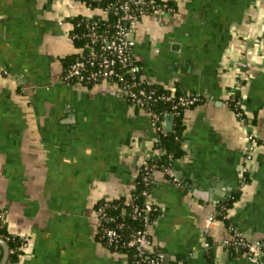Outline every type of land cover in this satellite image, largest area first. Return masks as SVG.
<instances>
[{
    "label": "crops",
    "instance_id": "obj_1",
    "mask_svg": "<svg viewBox=\"0 0 264 264\" xmlns=\"http://www.w3.org/2000/svg\"><path fill=\"white\" fill-rule=\"evenodd\" d=\"M160 1L174 10L139 21L133 55L158 87L200 101L183 113L181 185L153 174L152 240L171 261L254 264L222 242L231 227L264 241V0ZM79 16L105 14L84 0H0V210L22 241L14 264H130L100 238L97 204L129 196L161 155L148 113L116 83L63 80Z\"/></svg>",
    "mask_w": 264,
    "mask_h": 264
},
{
    "label": "built area",
    "instance_id": "obj_2",
    "mask_svg": "<svg viewBox=\"0 0 264 264\" xmlns=\"http://www.w3.org/2000/svg\"><path fill=\"white\" fill-rule=\"evenodd\" d=\"M103 5L98 7L104 14V18H86L77 23V27L86 22V30L81 33H73L72 39L82 41L79 53L65 70L63 80L80 84H96L102 81H112L127 95L129 101L136 107L148 113L151 122L157 131L156 142H159L161 132L167 130L164 118L155 106L159 102L170 105L169 114L173 116L181 114L186 109L196 105L200 101L199 95L177 94L170 89H160L155 82L144 72L142 66L133 55L135 39L133 33L139 21L147 14L161 9L173 11L158 0H99ZM112 19V20H111ZM105 21L106 26L100 28V22ZM237 117L245 122L242 101L234 99L229 101ZM168 131V130H167ZM249 147L246 159H251L255 138L249 135ZM160 157V155H159ZM154 161V160H153ZM175 156L170 153L166 161L160 166L156 162H148L141 168L142 180L145 183L152 181L153 174L158 167L174 183L181 185V181L174 169ZM247 169L241 170L243 179ZM143 202L139 203L138 195L127 196L125 205L130 209V215L134 220H141L142 227L133 229L128 238L123 239L120 229L124 223L117 226H106L104 222H116V217L108 213L111 205L105 200L96 209V217L101 224L102 238L115 250L129 248L133 251L130 264H185L183 260L171 261L165 252L155 246L152 240L151 228L159 216V207L150 198L151 191L144 188L141 193ZM119 208V204H114ZM4 212L0 210V219ZM215 217L211 215L210 221ZM233 238L224 240L223 245L234 248H243L249 259L254 264H264V241L247 239L239 230L231 227ZM209 243L206 242V246ZM12 264V263H10Z\"/></svg>",
    "mask_w": 264,
    "mask_h": 264
},
{
    "label": "trees",
    "instance_id": "obj_3",
    "mask_svg": "<svg viewBox=\"0 0 264 264\" xmlns=\"http://www.w3.org/2000/svg\"><path fill=\"white\" fill-rule=\"evenodd\" d=\"M84 1L88 6L92 8L100 7L103 5L99 0H84ZM158 1L161 2L160 0ZM167 6H170V5H167ZM84 19H86L85 16H79L74 19V28L72 30V35L75 32L81 33L86 30V22H83L82 26L77 27V23L79 21H83ZM99 22H100V28L103 29L104 26H106V22L105 21H99ZM74 42L77 45V47H79L82 44V41H79L78 39L77 40L74 39ZM75 57L76 56L67 60L68 61L67 67L75 59ZM155 109L159 113H161L163 118H165L166 115L169 113L170 105L168 103L159 102L155 106ZM183 113L184 111L181 114L174 115L173 126H172L171 131L166 130L160 133L159 135L160 140L159 142H157V146L161 151V155L156 160L151 161V162H156L160 166V164L166 161V158L168 157L170 153L174 154L175 160L183 155L184 153V150L182 148V133L184 131ZM157 170H161V168L158 167ZM151 183H152L151 181L149 183H145L142 180V172H140L139 176L136 179L135 187L132 191V195H135V194L138 195L137 202L139 203L143 202V197L141 195L142 190L144 188H147L151 191V185H152ZM126 198L127 197H122V198H117L114 200H108L109 203L111 204L108 206V213L116 217V222H107V221L104 222L105 223L104 225L109 226V227L117 226L118 223L123 222L125 224L124 228L119 230V232L122 234L123 239L128 238L129 233L133 229L142 227V221L139 219L134 220L129 214L130 209L125 205ZM235 198H236V195H233L231 198H229V200H227V202H225L224 204L225 208L230 206L231 203L235 200ZM103 202H105V200L100 201L97 204V207ZM114 204H119V208L117 209L114 208L113 207ZM100 229H101V224L99 225V236L106 243V240L101 237L102 234H101ZM0 237L3 238L7 242L9 246V250H10L9 258L6 264H10V263L14 264L16 259L18 258L19 246L21 245L22 241L10 235L7 232V230L2 225L1 219H0ZM108 246L114 249L111 245H108ZM0 249H1L0 250V262H1L2 257H3V250H2L3 248L1 245H0ZM119 249H122V251H125L128 254H130V263H131L132 257H133V251L129 248H119ZM239 249L244 250L243 248H239Z\"/></svg>",
    "mask_w": 264,
    "mask_h": 264
},
{
    "label": "water",
    "instance_id": "obj_4",
    "mask_svg": "<svg viewBox=\"0 0 264 264\" xmlns=\"http://www.w3.org/2000/svg\"><path fill=\"white\" fill-rule=\"evenodd\" d=\"M166 119H167L166 128H167L168 131H171L172 130V124H173L174 116L172 114H168L166 116ZM195 193H196L197 196H201V193L199 192L198 188L195 190ZM0 245L3 248V257H2V260H1L0 264H6L8 258H9V253H10L9 246H8L7 242L1 237H0Z\"/></svg>",
    "mask_w": 264,
    "mask_h": 264
},
{
    "label": "rangeland",
    "instance_id": "obj_5",
    "mask_svg": "<svg viewBox=\"0 0 264 264\" xmlns=\"http://www.w3.org/2000/svg\"><path fill=\"white\" fill-rule=\"evenodd\" d=\"M97 222H98V224L100 225V222L98 221V219H97Z\"/></svg>",
    "mask_w": 264,
    "mask_h": 264
}]
</instances>
